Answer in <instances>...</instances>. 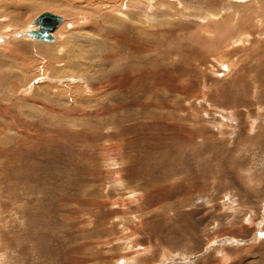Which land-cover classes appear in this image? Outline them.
Here are the masks:
<instances>
[{"label":"rangeland","instance_id":"1","mask_svg":"<svg viewBox=\"0 0 264 264\" xmlns=\"http://www.w3.org/2000/svg\"><path fill=\"white\" fill-rule=\"evenodd\" d=\"M5 1L0 264H264V0Z\"/></svg>","mask_w":264,"mask_h":264},{"label":"water","instance_id":"2","mask_svg":"<svg viewBox=\"0 0 264 264\" xmlns=\"http://www.w3.org/2000/svg\"><path fill=\"white\" fill-rule=\"evenodd\" d=\"M63 21L64 18L61 15H58L52 11H44L32 22L38 27L28 30L27 35L36 40L55 42L56 37L54 35V31ZM17 36L20 37L21 33H18Z\"/></svg>","mask_w":264,"mask_h":264},{"label":"bare ground","instance_id":"3","mask_svg":"<svg viewBox=\"0 0 264 264\" xmlns=\"http://www.w3.org/2000/svg\"><path fill=\"white\" fill-rule=\"evenodd\" d=\"M9 1H12L14 4L12 5V7H14V9L16 10H26V9H31V10H34V7H38V6H42V7H49L52 5V1L51 0H31V1H28V0H6L4 3L6 2H9ZM155 6V5H154ZM22 12V11H21ZM21 14V13H20ZM40 15V14H39ZM161 15V14H160ZM153 16V15H152ZM64 18V21L58 26V28L54 31V35L56 37V31L63 25V23L66 21L65 17L62 16ZM22 18V17H21ZM13 19V18H12ZM18 19V18H17ZM139 21V20H138ZM33 22V21H32ZM38 26L37 25H34L33 23H31L24 31L22 32H18V33H21V36L18 37L17 34H14L13 33L15 32L13 30V28H10L7 32V34L5 35H0V43H3L2 46H5L6 44L8 45L9 42L12 40L11 39V35L14 36V38H25V37H28L29 39L31 40H34V41H41V40H36V39H33L31 37H29L27 35V31L28 30H31V29H35L37 28ZM24 28V27H23ZM15 29V28H14ZM6 32V31H5ZM10 35V36H9ZM20 40V39H19ZM44 42V41H43ZM56 42H57V38H56ZM55 42V43H56ZM47 43V42H46ZM54 44V42H50L49 44ZM226 62V61H225ZM2 77V76H1ZM207 87V86H206ZM250 170V169H249ZM250 255V254H249ZM255 255V253H254ZM261 255V253H260ZM3 256V255H2ZM252 256V255H251ZM264 256V255H263ZM250 257V256H249ZM255 258V257H254Z\"/></svg>","mask_w":264,"mask_h":264}]
</instances>
